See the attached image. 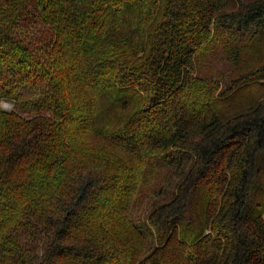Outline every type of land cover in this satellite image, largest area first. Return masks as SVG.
Instances as JSON below:
<instances>
[{
  "label": "trees",
  "instance_id": "16d2710c",
  "mask_svg": "<svg viewBox=\"0 0 264 264\" xmlns=\"http://www.w3.org/2000/svg\"><path fill=\"white\" fill-rule=\"evenodd\" d=\"M0 264H264V0H0Z\"/></svg>",
  "mask_w": 264,
  "mask_h": 264
},
{
  "label": "rangeland",
  "instance_id": "374dc122",
  "mask_svg": "<svg viewBox=\"0 0 264 264\" xmlns=\"http://www.w3.org/2000/svg\"><path fill=\"white\" fill-rule=\"evenodd\" d=\"M197 69L199 74L205 77L220 78L221 76H224L225 73L228 74V61L223 55L221 47H219V49H216L215 51H210L205 55L203 54V57L201 56L198 61ZM1 106L6 110L13 109V104L8 101H2ZM175 156L180 161L181 164L179 166L182 169H185L186 166L190 164L189 157L185 155H180L178 153H176ZM169 168L170 167H165L164 169H162L164 171V174L154 175L150 180L143 183L141 187L142 195L138 200L135 210V218H137V221H146V217L148 216L149 212V206L156 199L154 198L152 200V196L156 195L157 192L161 190V187L164 188L163 190L165 192H171L169 189H165V187L167 184H172L173 186V184L177 182L178 176L177 174L174 175L175 171L173 169L169 170ZM168 172L170 173V175L167 174ZM178 173L181 175V171ZM163 198L165 199L167 197L164 196ZM163 198H160V200H162Z\"/></svg>",
  "mask_w": 264,
  "mask_h": 264
}]
</instances>
